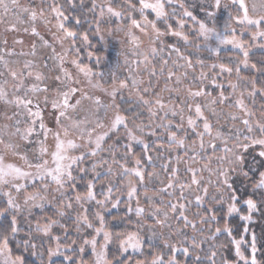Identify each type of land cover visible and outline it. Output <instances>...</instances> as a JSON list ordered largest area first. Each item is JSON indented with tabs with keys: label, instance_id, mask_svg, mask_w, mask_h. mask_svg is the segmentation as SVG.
<instances>
[{
	"label": "snow or ice",
	"instance_id": "6c2138e0",
	"mask_svg": "<svg viewBox=\"0 0 264 264\" xmlns=\"http://www.w3.org/2000/svg\"><path fill=\"white\" fill-rule=\"evenodd\" d=\"M0 23L29 37L0 40V264H264V0H0ZM89 32L123 78L81 60Z\"/></svg>",
	"mask_w": 264,
	"mask_h": 264
},
{
	"label": "rangeland",
	"instance_id": "374dc122",
	"mask_svg": "<svg viewBox=\"0 0 264 264\" xmlns=\"http://www.w3.org/2000/svg\"><path fill=\"white\" fill-rule=\"evenodd\" d=\"M22 2H24V3H27V2H29V0H22ZM36 2H37V4L39 3V0H36ZM249 3H251V0H249ZM170 10V9H169ZM173 23H174V21H172ZM7 25L6 24H4V23H0V40H3L5 37H7V39L9 40V43L11 44V41H12V39L14 38V37H16V36H19V37H21V38H23V39H25V50H27V44L29 43V37L27 36V35H25L24 33H23V31L21 30V32L20 33H5V31H4V29H5V27H6ZM222 26H223V20H221V28H222ZM23 27V26H22ZM39 27H40V30L42 31V32H45V29H44V27H43V25L42 24H40L39 25ZM102 28H106L107 27V25H102L101 26ZM161 27H163V26H161ZM121 37L123 36V34L121 33V34H119ZM97 37V36H96ZM47 38V37H46ZM245 38V40H249L250 41V38H249V36H245L244 37ZM97 39L100 41V39H99V37H97ZM176 38H169V40L170 41H174ZM251 42V41H250ZM252 43H255V44H259V43H264V41H262V40H260L259 38L257 39V41H255V42H252ZM100 48L103 50V51H105V53L106 52H112L111 54V57H109V56H107L105 53H104V56H102V57H104V60L102 61V62H104V63H102V67L104 68V69H113V70H115V71H117L118 72V74L121 76V78H123V76L124 75H126V72H125V70H124V68L123 67H117V60H118V52L121 50L120 49V44H119V42H118V38L117 37H115V36H107V34L105 33V40L104 41H100ZM230 47V46H229ZM17 51H19L20 50V48H19V46H17V49H16ZM227 51H224L222 54H224V53H226ZM256 52H261V50L258 48V47H254L253 49H252V54L253 53H256ZM223 57H224V59H222V60H216L215 58H209V56H208V54L207 53H204L203 54V57L206 59V63L207 64H212V63H215V62H218V63H229V61L227 60V56L228 55H222ZM93 60L95 59V56L92 58ZM119 63L122 65L123 64V58L122 57H120L119 58ZM236 63V59H235V56H233V60H232V63L229 65V66H234V64ZM201 69H199V68H197V73L200 71ZM206 73H209V75L211 74V68H205V69H203ZM246 71H248L247 69H243L242 68V71H241V75L242 76H248V75H245L244 74V72H246ZM249 73H251L250 71H249ZM227 74V76L229 77V80H232V81H235V79H236V74H235V72H233L231 75H229L228 73H226ZM210 86V85H209ZM211 87V86H210ZM230 91H231V89H230ZM255 108H256V110L258 111L259 110V108L257 107V106H255ZM46 119H47V117H46ZM0 123H3V121H0ZM137 150H139V149H137ZM213 167H215V164H213ZM207 173H205V177L207 178ZM97 192H99L100 191V188H99V186H97ZM125 191H126V189H125ZM193 211H195V209H193ZM40 216H41V214L40 213H35L34 214V216L33 217H31L30 219H31V222H32V225L34 226L37 222H40V223H44L45 221L43 220V219H41L40 218ZM238 216V215H237ZM22 226H23V229H24V231H22V232H20L19 233V236H18V240H23L24 238H26V234H27V232H28V229H29V225H28V223L27 222H23L22 221ZM215 226V225H214ZM52 235H60L61 236V243H64L65 241H64V238H63V233L61 232V230L59 229V227L58 226H56L55 228H54V230H53V233H52ZM21 237V238H20ZM48 240H49V238H45V241H46V243H45V247H47L48 246ZM50 243H51V246L52 247H55V244H56V241H50ZM244 247L246 248L247 247V245L245 244L244 245ZM88 251V256H90V249H88L87 250ZM27 255H28V253H26ZM232 255H233V258H234V249H233V252H232ZM182 257V256H181ZM180 257V258H181ZM31 259H34V258H32V257H30ZM149 259H151V257L149 256L148 257ZM181 259H183V257L181 258Z\"/></svg>",
	"mask_w": 264,
	"mask_h": 264
},
{
	"label": "trees",
	"instance_id": "16d2710c",
	"mask_svg": "<svg viewBox=\"0 0 264 264\" xmlns=\"http://www.w3.org/2000/svg\"><path fill=\"white\" fill-rule=\"evenodd\" d=\"M77 2H78V0H77ZM85 3H88V0H85ZM88 24H83L82 26H80L79 27V31L80 32H83V31H85L86 29H88ZM89 39H90V41H91V44H93V45H95V47H93V48H88V47H83L82 48V51L80 52V58H81V60L85 63V64H90L91 66H95L94 65V60L93 59H89V57L87 56V52L88 51H92L94 54H95V56H104V53H105V51H103L100 47V41L97 39V37L96 36H94V35H92V33L91 32H89ZM112 53V52H111ZM110 52H106L105 54L107 55V56H109V57H111V54ZM222 55H228V52H226V53H224V54H222ZM233 56H235V54H233ZM261 59V52H256V53H253L252 55H251V57H250V63H255V62H258L259 60ZM102 63H104V62H102ZM215 63H218V62H215ZM105 64V63H104ZM212 69H211V73H212ZM215 72L216 73H219L220 72V69L219 68H217V69H215ZM244 74L245 75H248V77H251V75H252V73H249V71H246V72H244ZM211 75V74H210ZM228 81H229V77L227 76V74L226 73H223V74H221L220 76H219V78H218V83H223L224 85H225V87L227 88V91H229L230 92V88H228ZM259 86V85H258ZM217 91H219V89H217ZM226 94H227V92H226ZM256 106L259 108V106H260V101H259V99L257 100V103H256ZM137 151H139V150H137ZM248 188H249V191H251V182H248ZM231 226L236 230L235 232H234V235H235V237L236 238H239V235L243 232V226H242V223L240 222V220H239V216H235L234 218H231ZM256 231L257 232H259V229H256ZM245 235H247L248 236V238H249V240H250V233L249 234H245ZM18 236H19V234L17 235V237L16 238H14L13 240H12V243H11V245H10V247L11 248H13V250H14V252L16 253V254H19V251H21V250H17L16 249V241L18 240ZM21 238V237H20ZM231 255H232V253H231ZM257 255H258V257H260V254L259 253H257ZM25 256L26 257H28L29 259H31L30 258V256H28L26 253H25ZM233 256V255H232ZM85 259H88L89 258V256L88 255H86L85 257H84ZM182 258V257H181Z\"/></svg>",
	"mask_w": 264,
	"mask_h": 264
}]
</instances>
